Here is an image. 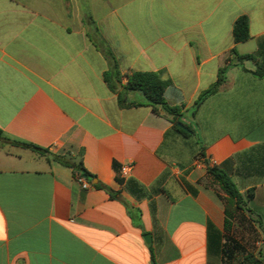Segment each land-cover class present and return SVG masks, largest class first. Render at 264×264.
<instances>
[{
    "label": "crops",
    "instance_id": "0c3cea01",
    "mask_svg": "<svg viewBox=\"0 0 264 264\" xmlns=\"http://www.w3.org/2000/svg\"><path fill=\"white\" fill-rule=\"evenodd\" d=\"M244 15L250 39L235 43ZM106 49L123 84L133 72L170 79L165 99L185 106L186 122L232 63L196 114L198 140L149 106L121 107L104 79ZM233 49L264 66V0H0V130L82 154L96 176L84 188L71 168L0 142V264H224L225 194L205 159L241 193L254 188L249 207L264 228V78L235 65ZM115 162L132 165L123 184Z\"/></svg>",
    "mask_w": 264,
    "mask_h": 264
},
{
    "label": "trees",
    "instance_id": "16d2710c",
    "mask_svg": "<svg viewBox=\"0 0 264 264\" xmlns=\"http://www.w3.org/2000/svg\"><path fill=\"white\" fill-rule=\"evenodd\" d=\"M87 23L92 27L94 26L93 19L90 15L87 17ZM232 35L235 43L246 42L250 39V28L249 19L247 16L239 17L232 30ZM105 53L111 62V70L105 72L104 79L109 88L117 93L119 105L123 108L141 107L149 106L152 108L153 112L156 114L162 113L171 124L172 128L180 133L182 136L197 137L195 126V117L202 106V104L212 95L220 91V88L227 81L226 73L232 63L227 64L219 71L218 79L213 83L208 89L202 91L198 98L195 100L194 104L190 108V118L191 121L186 122L184 105L172 106L165 99V91L172 84L170 79H163L162 72H133L126 75V84L122 83V75L119 71L116 59L113 57L109 50H105ZM233 55L236 57L237 63L235 65L241 66V68L252 73L254 76L259 78H264V66L260 65L259 61L250 54L240 55L235 49L232 50ZM245 61H252L256 65L255 71H249L244 66ZM134 93L139 96L138 100H132L128 97V94ZM179 124L184 125L190 132L184 131L179 127ZM0 142L2 143H12L15 145L24 146L37 152L43 156H46L49 161L58 162L64 166H67L73 170L75 178L83 177L88 183L96 178L94 174L89 172L83 162L82 154L80 159L75 161L73 156L69 153L67 155H55L47 149H43L31 143L20 142L16 140L9 139L5 137L3 132L0 130ZM200 155L205 157L204 149L201 150ZM205 165L207 172L213 176V178L219 184L221 191L225 196H219L225 204V214H226V241L223 247V263L227 264L228 259H232L236 250L244 248L236 241L232 236L234 232L235 222L238 220H246L245 213L248 216L247 221L249 224L257 223L261 228L262 222L261 217L256 215L252 209L249 207V202L253 200L255 196L254 188L247 191L246 194L240 192L236 183L232 179L231 173L224 168L222 165H211L210 162L205 159ZM114 170L116 172V180L118 183H124V177L121 174V166L118 163L113 164ZM132 182V181H131ZM130 182V183H131ZM129 183V185H130ZM96 188L105 190L112 198L121 199L118 191L104 185L103 183H97L94 185ZM264 229V228H263ZM152 260L155 263L154 256ZM244 264H263L264 260L252 255L246 254L244 256Z\"/></svg>",
    "mask_w": 264,
    "mask_h": 264
},
{
    "label": "rangeland",
    "instance_id": "374dc122",
    "mask_svg": "<svg viewBox=\"0 0 264 264\" xmlns=\"http://www.w3.org/2000/svg\"><path fill=\"white\" fill-rule=\"evenodd\" d=\"M199 156L201 158V155ZM244 215L246 220L241 219L235 222L232 235L244 250H236L233 258L227 260V264H244L243 259L247 253L264 260V229L257 223L249 224L247 214Z\"/></svg>",
    "mask_w": 264,
    "mask_h": 264
},
{
    "label": "built area",
    "instance_id": "2783aa9c",
    "mask_svg": "<svg viewBox=\"0 0 264 264\" xmlns=\"http://www.w3.org/2000/svg\"><path fill=\"white\" fill-rule=\"evenodd\" d=\"M132 165H125L121 167V174L122 176L126 175L130 169H131ZM77 181L84 187V188H88L90 185L89 183L83 178V177H78Z\"/></svg>",
    "mask_w": 264,
    "mask_h": 264
},
{
    "label": "water",
    "instance_id": "95a60500",
    "mask_svg": "<svg viewBox=\"0 0 264 264\" xmlns=\"http://www.w3.org/2000/svg\"><path fill=\"white\" fill-rule=\"evenodd\" d=\"M179 127H180L182 130H184V131L190 132V131L188 130V128H186V127H185L184 125H182V124H179ZM145 240H146L147 243H150V242H151V236H150L149 234L145 235Z\"/></svg>",
    "mask_w": 264,
    "mask_h": 264
}]
</instances>
